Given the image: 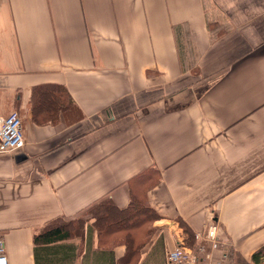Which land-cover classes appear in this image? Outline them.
<instances>
[{"label": "crops", "instance_id": "0c3cea01", "mask_svg": "<svg viewBox=\"0 0 264 264\" xmlns=\"http://www.w3.org/2000/svg\"><path fill=\"white\" fill-rule=\"evenodd\" d=\"M44 84L80 116L37 123ZM13 110L8 264H170L182 245L198 264H264V0H0V115ZM105 198L125 218L99 230L86 210ZM59 218L74 233L37 246Z\"/></svg>", "mask_w": 264, "mask_h": 264}, {"label": "trees", "instance_id": "16d2710c", "mask_svg": "<svg viewBox=\"0 0 264 264\" xmlns=\"http://www.w3.org/2000/svg\"><path fill=\"white\" fill-rule=\"evenodd\" d=\"M212 26V23L210 24ZM229 29V26H227L225 31ZM223 32V31H222ZM219 33V32H218ZM219 34L214 33V37H217ZM57 95L60 97V102L55 101L57 98ZM45 102V104H44ZM41 106V109H40ZM44 111L46 112H42ZM63 111L64 115L67 118H70L69 116H75L74 112L79 111L77 108V105L74 103L73 98L69 94L67 88L65 86L60 85H54V84H44L37 86L33 90V118L37 123H44L48 122L47 120H51V122H55L57 119V116H55L54 112ZM54 111V112H53ZM136 196V195H135ZM148 211L152 210L150 207H148L146 204L142 202L139 198L135 199L133 198V209L135 210H141L143 214L146 215V218L149 216L148 213L145 211L147 209ZM91 217L95 219V223L97 224V229H101L100 227H103V229L110 230L112 229L111 226H105L108 223V220L115 219V220H123V213L124 211H121V209H117L113 201L108 200L107 198L102 199L101 201L97 202L92 205L89 210H86ZM136 213L133 211V214ZM131 216V212L129 214ZM117 216L118 218H116ZM90 217V218H91ZM67 220L64 218H59L57 220H54L51 222L47 228L35 235V244L38 246L40 243H52L59 241L61 239H66L67 237L71 236L74 231L70 232V227L67 225ZM101 225V226H100ZM75 227V226H74ZM185 231L189 234L188 241L191 242L192 238V232L190 228L186 225H184ZM76 230H78V227H75ZM188 243V244H189ZM264 256V245L254 253L253 259L255 261H259L260 257Z\"/></svg>", "mask_w": 264, "mask_h": 264}, {"label": "built area", "instance_id": "2783aa9c", "mask_svg": "<svg viewBox=\"0 0 264 264\" xmlns=\"http://www.w3.org/2000/svg\"><path fill=\"white\" fill-rule=\"evenodd\" d=\"M24 143L20 113L13 110L8 116L0 115V152H18L24 147ZM204 233L205 237L214 244L218 238V225L210 224ZM2 247L3 242L0 239V264H8L7 256L3 254ZM168 260L170 264H198L197 255L183 245L171 250L168 254Z\"/></svg>", "mask_w": 264, "mask_h": 264}]
</instances>
